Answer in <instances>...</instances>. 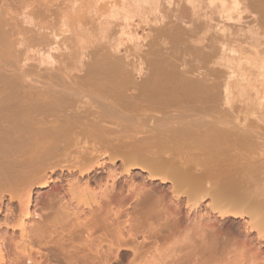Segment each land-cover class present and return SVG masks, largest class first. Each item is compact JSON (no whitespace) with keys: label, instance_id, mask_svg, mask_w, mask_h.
I'll return each mask as SVG.
<instances>
[{"label":"bare ground","instance_id":"obj_1","mask_svg":"<svg viewBox=\"0 0 264 264\" xmlns=\"http://www.w3.org/2000/svg\"><path fill=\"white\" fill-rule=\"evenodd\" d=\"M223 1L121 52L101 18L158 0H0V264H264V59L226 44L264 0Z\"/></svg>","mask_w":264,"mask_h":264},{"label":"rangeland","instance_id":"obj_2","mask_svg":"<svg viewBox=\"0 0 264 264\" xmlns=\"http://www.w3.org/2000/svg\"><path fill=\"white\" fill-rule=\"evenodd\" d=\"M179 0H158L157 4H142L137 9V12L132 13V19H125L122 17H112L109 13L101 18V21L108 20L103 24L105 29L104 33L112 35L118 42H121L120 51L130 46L135 47L137 50H143L146 45L154 36L155 30L161 25V19L167 18L171 15L179 14L182 10ZM223 0H197L196 2V14L194 17L196 21L200 24H205L206 21L213 19V24L215 25L221 16L229 9V7H223ZM157 6V7H156ZM186 12H191L188 8L185 9ZM192 13V12H191ZM235 30V29H234ZM229 46L228 53L233 56V54L239 55L244 52L246 56H253L258 52L261 58L264 59V44H259L255 42L257 37L251 33L248 29H242L241 31L233 33L231 27L226 32ZM108 39L103 38L102 43L106 42ZM56 54L59 51H55ZM246 65V64H245ZM250 67L249 65H246ZM252 71H257L256 68H252ZM254 78V76H252ZM264 81V75L258 78V81H254V86L247 88V94L245 97L239 96L243 100L242 105H244V113L247 114L250 119L259 120L264 118V101L259 100L258 97L261 96V92L257 93V90H262V83ZM238 89H235L237 92ZM239 98L236 97V103L238 104ZM238 101V102H237ZM163 243V242H162ZM207 264H219L214 261V259L209 260Z\"/></svg>","mask_w":264,"mask_h":264}]
</instances>
